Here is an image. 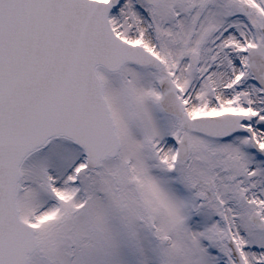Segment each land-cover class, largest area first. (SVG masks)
Returning a JSON list of instances; mask_svg holds the SVG:
<instances>
[{"label":"snow or ice","instance_id":"snow-or-ice-1","mask_svg":"<svg viewBox=\"0 0 264 264\" xmlns=\"http://www.w3.org/2000/svg\"><path fill=\"white\" fill-rule=\"evenodd\" d=\"M0 264H264V0H0Z\"/></svg>","mask_w":264,"mask_h":264}]
</instances>
